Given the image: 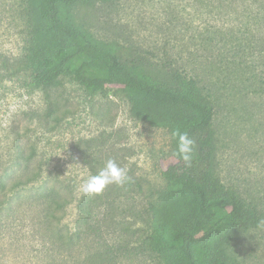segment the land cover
<instances>
[{"label":"rangeland","instance_id":"374dc122","mask_svg":"<svg viewBox=\"0 0 264 264\" xmlns=\"http://www.w3.org/2000/svg\"><path fill=\"white\" fill-rule=\"evenodd\" d=\"M46 3L0 0V181L11 184L40 172L2 206L0 264H50L62 257L54 256L62 251L38 196L44 188L63 187L73 199L63 222L74 230L79 199L90 208L94 196L80 186L109 159L125 168L128 180L97 195L103 199L96 210L101 235L86 232L63 255L71 264H166L156 226L165 229L163 250L177 253L180 232L201 237L218 217H200L189 196L163 177L174 163L176 139L157 118L185 124L193 113L155 101L157 118L140 121L120 86L88 93L70 75L33 85L22 60L34 29L42 33L45 27ZM57 16L93 47L140 57L134 64L151 83L205 105L204 128L215 152L212 181L203 184L207 200L233 194L238 211L232 223L191 245L194 257L199 264H264V120L243 97L251 87L243 74L247 54L263 47L257 39L264 0H71L57 5ZM54 41L50 33V45ZM176 73L190 85L167 78Z\"/></svg>","mask_w":264,"mask_h":264},{"label":"trees","instance_id":"16d2710c","mask_svg":"<svg viewBox=\"0 0 264 264\" xmlns=\"http://www.w3.org/2000/svg\"><path fill=\"white\" fill-rule=\"evenodd\" d=\"M68 1L71 0H47L42 11L45 16L43 18L45 27L41 28L43 29L42 33H40V29H34L36 37L26 57L22 60V69L31 71L33 85L37 87L56 82L60 77L68 75L88 93L100 91L107 86H120L131 96V112L140 121L155 120V109H152L155 101L179 105L193 113L192 119L185 124L165 117H156L162 126L171 133L177 129L187 132L194 141V153L190 165H186L174 156V163L166 168L163 177L177 191L189 196L200 217L208 221H212L215 215L218 217L203 228L201 237L186 231L180 232L174 244L177 253H168L163 250L167 243L162 224L156 226L154 236L157 244L163 248L162 253L167 256L166 264H199L194 257L191 245L207 240L218 230L232 223L238 211L233 194L223 193L212 200H207L205 185H210L212 181L211 172L214 170L215 160V152L211 143L212 133L204 128L207 122V109L199 100L190 98L181 91L175 92L165 88V83H151L147 80V76H140V68L138 64H134V59L138 63L140 57L118 50L116 52L101 50L88 44L76 30L65 25L57 16V5ZM263 18L262 16L258 20V25L262 28L259 37L262 39H257L263 47L251 48L246 58L248 66L243 68L244 78L251 85L249 91L247 88L243 90V97L247 102L253 104L252 109L264 120V103H259V100L264 98ZM37 19L39 21V18ZM50 33L54 35L56 41L52 45H50ZM40 34L43 37H40ZM167 78L179 84H181L180 79L184 85L191 83L190 79L186 80L188 77L184 78L178 73L175 78L172 76ZM176 147L177 140L175 151ZM33 173L39 174L40 172L33 171L26 179H17L11 184H8L7 181H0V212L7 198L9 201V198L13 197L12 194H16L24 185L36 179L38 175ZM214 185L218 184L214 183ZM62 189L61 186H50L49 189L44 188V191L38 196L43 207V218L50 225V234L58 245V249L62 251V253L54 255L62 257H52L50 264H71L69 255L63 254L66 252L71 254L75 246L84 240L86 232L93 237H99L102 232L96 218V210L98 211L102 206L103 199L97 195L91 197L92 206L90 208H86L83 199H79L76 206L78 218L74 230H70L64 225L63 219L73 199ZM152 211L160 219L164 217L162 211L153 209ZM109 220L108 222L112 221V219ZM244 221L249 222L247 219Z\"/></svg>","mask_w":264,"mask_h":264},{"label":"clouds","instance_id":"9594fccd","mask_svg":"<svg viewBox=\"0 0 264 264\" xmlns=\"http://www.w3.org/2000/svg\"><path fill=\"white\" fill-rule=\"evenodd\" d=\"M177 140L174 156L182 160L186 165H190L194 153V141L187 132L174 130L172 133ZM128 180L125 168L118 165L114 160L109 159L103 168L95 175L90 176L86 182L80 186V190L85 195H99L109 185H123Z\"/></svg>","mask_w":264,"mask_h":264}]
</instances>
